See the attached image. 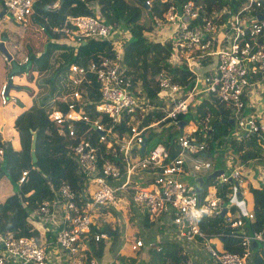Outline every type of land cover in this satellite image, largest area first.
I'll list each match as a JSON object with an SVG mask.
<instances>
[{"label":"built area","instance_id":"built-area-1","mask_svg":"<svg viewBox=\"0 0 264 264\" xmlns=\"http://www.w3.org/2000/svg\"><path fill=\"white\" fill-rule=\"evenodd\" d=\"M37 1L0 0V4L4 15L25 23L28 18H34ZM149 1L145 3L150 5ZM262 2L244 0L237 10L223 8L208 15L193 0H184L168 4L159 14L153 13L155 33L144 35L153 41L167 40L170 45L167 61L186 69L188 77L178 82L168 72H158L153 100L145 96L138 83L137 87L132 86L129 76L123 74L122 45L113 38L114 28L94 14L66 16L62 25L67 27L65 32L71 39L106 40L113 53L97 62L71 63L68 70L75 89L58 98L65 105L63 108H53L47 115L57 125V131L71 142L70 155L83 177V188L77 192L62 181L50 196L37 204L36 211L52 225L54 243L69 254L71 264H84L83 259L95 264L86 253L88 242L106 237L104 225L97 224L96 216L91 218L94 206L121 208L119 200L126 201V197L141 207L150 221L173 224L175 236L187 244L200 242L213 264H249L246 258L250 241L261 240V231L239 234L242 252L232 253L217 249L199 228V218L219 214L223 202L216 189L207 188L204 193L200 190L197 197L193 178L209 169L210 162L197 158L206 153V144L198 138V130L207 126L195 119V113L202 98L210 99L234 111L236 126L242 132L247 125L244 136L256 133L262 138L264 124L253 115L242 113L248 104L250 87L264 78V19L258 20L255 13ZM57 3L58 0H53L47 7H55ZM208 57L213 58L214 66L211 72L200 73L197 69ZM92 89L97 91V100L87 97ZM5 96L3 84L2 103ZM86 103L92 104V116ZM188 113L185 131L183 128L176 132L166 145L156 143L141 149L140 144L149 131L168 125L178 129L179 116ZM171 142L177 147L175 153L171 152ZM221 168L215 177L219 182L235 181L237 187L241 185L244 178L236 167ZM24 174L25 171L19 181ZM186 174L191 175L188 181L183 179ZM135 178L143 183H136ZM129 190H133L130 196ZM223 216L230 229H241L246 220L253 219L251 211L233 216L227 208ZM91 226L95 229L91 230ZM142 245L140 238H132L128 244L132 251ZM47 263L45 245L34 236L0 233V264Z\"/></svg>","mask_w":264,"mask_h":264},{"label":"trees","instance_id":"trees-1","mask_svg":"<svg viewBox=\"0 0 264 264\" xmlns=\"http://www.w3.org/2000/svg\"><path fill=\"white\" fill-rule=\"evenodd\" d=\"M101 6L98 14L102 21L109 24L112 28L124 25L129 33L127 38L121 40L122 55L121 65L123 74L128 75L132 86L137 87L144 92L145 96L153 100L156 91V84L153 77L161 71L172 74L175 81L183 82L187 77V70L182 67H173L168 61L170 45L168 41L158 42L146 38L145 31L150 29L140 21L141 8L145 7L146 0H99ZM184 0H150L149 21L153 13L159 14L161 9L170 3H180ZM196 4L208 5L214 0H194ZM220 7L225 6L229 9L237 10L244 0H217ZM53 0L45 2L38 0L35 6L34 19L43 25V30L50 35V25L61 26L67 15H93L94 10L91 6L93 0H60L56 8L47 7ZM264 2V1H263ZM262 2V4H263ZM262 4L256 8L255 13L262 14ZM219 7V8H220ZM146 8V7H145ZM51 21L47 26L46 21ZM57 43H49L46 49L39 54L28 52L25 56L28 66L25 69L19 67V72L25 73L29 80L36 74L37 90L34 92L32 104L23 109L15 116L13 126L19 137V149H13L8 142L0 140L2 148V159L0 165V175L8 176V179L15 186V192L6 196L0 201V233L9 231L15 236H34L38 238V231L31 227L26 221V215L29 209L36 208L37 204L45 197L51 195L53 190L62 181L68 184L77 192L83 188V177L76 168V165L70 155V141L64 138L58 131L57 125L48 120V112L55 107L57 102L55 98L72 92L75 87L69 82L67 77L68 67L71 63L85 64L87 61H99L101 58L110 57L113 53L110 50L111 45L106 40H93L80 45L75 54L70 55L65 60L53 58L51 60V51ZM92 46L103 48L101 52L88 56L87 52L92 51ZM16 74V73H13ZM12 74V76H13ZM95 89L96 83L91 80ZM264 83V78L262 80ZM29 91L30 88L28 87ZM92 89L87 93L89 100H97V91ZM264 93V92H263ZM210 101H201L196 108V118L201 123H207L205 140H212L209 146H215L216 142L226 141L233 143L235 140L231 137L230 119L231 110L223 104L212 103ZM63 103L57 104L58 108H63ZM91 103H86L85 107L90 109L92 116ZM243 113V111H242ZM95 115V114H94ZM184 120V115L179 116ZM224 120V121H223ZM222 121V122H221ZM235 121V119H234ZM36 132L34 143L35 161L30 160V140L32 132ZM123 131V127H122ZM177 132L174 126L168 125L157 131H149L146 134L145 149L156 143L168 144L171 137ZM152 139L148 144V140ZM242 143V142H240ZM246 145H250L240 154L241 160L246 158H255L264 150V133L259 137L256 133L249 135L245 140ZM25 171L23 180L19 181L22 172ZM242 178H245L243 176ZM231 183V182H230ZM217 183L205 182L204 189L209 185H215L216 194L224 202L227 197L224 195L226 184L228 182ZM249 210L253 215L252 220H246L240 229H230L225 222L224 216L216 214L214 216H202L199 218V228L207 236L217 238L221 242V251L232 253H241L243 246L239 234L250 235L254 231L264 233V185L251 181L247 182ZM25 202V205L22 203ZM233 206L229 210L233 213ZM248 208V206H247ZM235 211V210H234ZM243 215L239 209L236 210ZM145 219V217L143 218ZM147 222V221H146ZM145 222V223H146ZM151 222L147 223L150 224ZM108 226V224H106ZM109 227V226H108ZM95 227L91 226V230ZM110 229V228H109ZM240 229V230H239ZM239 230V231H238ZM48 231L45 232V235ZM111 243L114 244L118 239L117 228L111 230ZM88 258L93 256L99 259L104 247L103 240L96 242L89 241ZM257 243V242H256ZM186 242L178 239L175 234L171 237H165L161 242L149 248L148 259L138 264H204L207 258L200 257V261L190 259L189 252L184 251ZM251 250L247 256L249 264H264V241L255 246L249 245ZM119 264H136L134 258L119 256ZM84 264L86 261L83 259ZM209 262V260H208Z\"/></svg>","mask_w":264,"mask_h":264},{"label":"crops","instance_id":"crops-1","mask_svg":"<svg viewBox=\"0 0 264 264\" xmlns=\"http://www.w3.org/2000/svg\"><path fill=\"white\" fill-rule=\"evenodd\" d=\"M196 5H198V7H199V4H196ZM223 8L226 9L227 7L222 6V8L220 10H222ZM199 9H200V7H199ZM1 10H2V6L0 4V11ZM200 11L204 12L202 10H200ZM3 15H4V12H3ZM0 18H1V16H0ZM11 21L20 25L21 27H26L30 22H33V23H36L40 29L43 28L42 26L39 25V23H37L38 21H36L32 17L28 18V20L25 21V23H17L12 19H11ZM151 27H152V24H151ZM18 28H20V27H18ZM25 30H26V28H25ZM149 30H147L145 32H150ZM51 31L54 32L53 30H51ZM152 31H154V30L152 29ZM54 33L64 34L63 31L54 32ZM154 33H155V31H154ZM166 34H167V32H165V39H166ZM31 36H32V34H31ZM128 36H129V33H128ZM49 43L55 44L57 42H55V40H54V42H48L47 44H49ZM30 44H34L33 39L32 40L30 39ZM47 44L45 46H47ZM58 45H56V46L58 47ZM45 49H46V47H45ZM21 55H24V54L21 52L18 59H14V61L18 65V67H21V69H25L28 66V63L26 61H23ZM20 58H21V60H20ZM207 59H211V63H209L208 65H203V62ZM212 60H213V58H211V57L203 59L201 61L200 67L197 70L198 71L200 70L201 73L203 71L211 72V70L214 66V63ZM5 62H6V65L8 67V70L10 71L7 78L11 80L12 85L8 88L6 87L5 102L2 103L0 101V140L8 142L13 149L17 150V149H19L20 144H19L18 133L13 126V122H14L15 116L18 114V112H20L23 109H27L32 104L34 94H35L34 92H36V90H37V83H36V79H35L36 74L34 73L33 79L29 80L25 73L19 72V70H20L19 69L18 71H14L13 73H16V74L12 73L13 74V76H12V74H11V62L6 61V60H5ZM177 65H178V63L172 64L173 67L178 68ZM22 66H24V67H22ZM19 74L22 75L23 80L27 84H30V86L24 85V87H22L21 85L14 82V80H13L14 76L19 75ZM156 75L153 77L154 81H155ZM169 75L172 77V74L169 73ZM9 76H11V77H9ZM67 77L69 79V82L72 84V81L70 79L69 70L67 71ZM186 78H188V77H186ZM6 81L7 80L2 79L0 81V87L3 84L7 85ZM257 82H262V81H257ZM138 85H139V83H138ZM28 87L30 88V90L32 89V91H29ZM257 87L258 88L256 90H249V92L247 93L248 104L246 106H244L242 110H245L244 112L247 114L253 115L258 122L262 123L261 122L262 120L259 116L264 115V93L260 94L259 89H262L264 91V83L259 84ZM250 89H251V87H250ZM67 94H69V93H67ZM67 94H64V95H67ZM60 97L61 96L55 98V102H57V104H60L58 102V98H60ZM203 100L208 101L210 99L207 100L206 98H202L201 101L203 102ZM210 102H212V101H210ZM212 103H214V102H212ZM57 104L53 108H57ZM197 106H196V108H197ZM186 115L190 118L189 113L184 114V116H186ZM229 116L231 117V116H233V114L229 113ZM195 119L197 120L196 113H195ZM180 120H183V119H180ZM185 121L187 122V120L184 119V122ZM232 123H234V118L232 119ZM204 124L207 126V123H204ZM183 128H184V131H185V129H187L186 126H184V123L182 124L181 131ZM206 129H208V126L206 127ZM206 129L203 130V128L201 127V129L198 130V138L200 140H203L206 144V153H204L205 155L197 156V158L199 160L209 161L208 158H211V157L209 156L210 151L208 150V143L205 140ZM177 132H179V128L177 129ZM261 133H262V137H263V132H261ZM241 136H244V135L242 134ZM246 138H247V136H246ZM248 147L251 148L250 145H243V143H239V142L237 143L236 141H234L232 144L228 143L226 141L216 142V144L214 146L215 153H217V158H218L216 162H218V163H217V166H215L213 169L225 167V162H226L227 164H231V167H236L239 171L240 176H242V177L245 176V178L243 179V181L240 185V187H242V189H239V187H238L240 198H242V197L248 198L249 197L248 196V190L246 188L248 181H251L253 183L259 182V183L264 185V150L262 153L258 154V156H256L255 158H246L245 160H241V158H240L241 152L243 150H246ZM170 149H171L172 153H175L177 150V147H175V145L172 146V142H171ZM1 159H2V154L0 155V162H1ZM0 165H1V163H0ZM211 171L212 170L207 169V170L198 172L196 174V176H201L202 179L205 180L203 178V176H207ZM185 176H191V175L186 174ZM9 181L10 180L8 179V176H6L4 174L0 175V183L8 185V189L10 191V192L6 193L7 194L6 196L15 192V186L12 185ZM207 188H209L211 191L213 189H216L214 187V185H209V186H207ZM200 190L202 193L201 188H200ZM6 196H4L2 199H0V201H2ZM22 205H25V202H23ZM223 207H225V210L227 208V211L231 209L230 205L228 207L224 205ZM249 207H251V204L248 203V209L244 210V211L245 212L250 211ZM36 208H37V206H36ZM36 208L28 210L27 215H26V221L31 225V227L35 228L38 231V238L37 239L39 241L43 242L45 245V253H46V257H47V261H48L47 264H65L66 262L65 263L61 262L59 259V249L55 246V243L53 240L55 234H54V230H52V228H51L52 225L49 223L48 219L42 218L41 216L38 218L35 217L36 214H35L34 210H36ZM108 212L109 211L106 208H103V211H102L103 214L108 213ZM231 214L233 216L241 215V213L239 214L237 211H234V213H231ZM244 214L245 213L243 212V215ZM142 215H143L142 219L145 217V219L142 220V224L144 226H147V227L149 225L151 227H154L152 229L150 235H149V239L147 240V242L145 243L140 236L126 235L125 230L132 233V228L126 227V229H124V231L122 230V233L119 235L118 226L115 225L116 222H113V223L109 222L108 226H109L110 230H113V229L115 230L117 228L118 239H116V241L114 242L115 246L111 242L109 245L104 244V247L102 250V255L99 259L95 258L94 255L90 256L93 258L95 264H119V261H120L119 256H121V255L134 258L136 264H138L141 261L144 262L148 259L147 251L149 248L153 247L154 245H157L159 242H161V239L163 240L167 236L171 237L172 234H169V231L166 230L163 226L164 222H167V221H164L163 223H155L153 221H150L143 213H142ZM125 222H128V219H125L124 223ZM149 222H151V223L147 224ZM103 223L105 224V222H103ZM154 224H156V227L154 226ZM147 227H144V228H147ZM46 231H48V233L45 235ZM110 236L106 238L108 241L111 240ZM132 238H140L143 242V245L138 247L134 251L130 250L129 246H128V244ZM106 239H103L104 243H105ZM212 241H213V243L211 242L212 245H214L216 248H218V246H219L220 248H218V249H221V247H222L221 242L217 238H213ZM261 241H264V233L263 232H262V239L255 241V246L257 245V243L259 244ZM186 247L195 248L197 246H196V244L190 243V244H187ZM90 249L91 248H89L87 251H89ZM87 251H86V253H87ZM250 252H251V250L249 248L248 254H250ZM203 263L204 264H211L210 261L209 262L207 261V263L203 261ZM66 264H71V263L67 262ZM85 264H89V263L86 262Z\"/></svg>","mask_w":264,"mask_h":264},{"label":"rangeland","instance_id":"rangeland-1","mask_svg":"<svg viewBox=\"0 0 264 264\" xmlns=\"http://www.w3.org/2000/svg\"><path fill=\"white\" fill-rule=\"evenodd\" d=\"M43 1L48 2L50 0H43ZM219 5H220V3H218L217 0H214L212 3L208 4L207 6L200 3L199 7H200V10H202L206 14L210 15V14H214V13L218 12L222 8ZM91 6L93 7V10L95 13L94 15H96L97 17H100L98 14V9L101 6V2L99 0H93ZM145 7L141 8L140 21L144 22L145 25L149 24L150 25V30H149L150 33H154V31H152L153 28L151 27V24H152L151 16H150V21H149V15L150 14H149L148 9L151 6L149 5V3H146ZM261 10H262V14L264 15V2L262 4ZM67 16H71V15H67ZM64 20H65V18H64ZM46 23L48 26L51 24V21L47 20ZM18 27H20V28H18ZM25 28H26V30H25ZM50 28L54 32L63 31L64 34H57V33H54L51 31V34L48 35L43 30V28L40 29L38 27V25L36 23H33V22H30L26 27H21L20 25L11 21V18L7 14H5V15L1 14V18H0V36L3 35L5 37H8V40L5 42V47L7 48L8 52L11 54L13 59H18L21 52L24 54V56L28 52H33L35 54H39L40 52L44 51V49L46 47L45 45L48 42H54V40H55V42H57V44H59V45H58V47L55 46L52 49L51 61H53V58L60 59L63 61L65 59H67L70 55L75 54L77 52L78 47L88 41V40H76L75 38L71 39L70 34L65 32V30L68 31L67 27H65L63 25H61V26L50 25ZM112 32H113L112 33L113 38L116 39L118 42H120L123 38H126L128 36L127 29L122 24L117 26V27L115 26ZM31 34H32V36H31ZM30 39L31 40L33 39L34 44H30ZM103 48H97L95 46H92V51L89 50L87 52V54H88V56H91L94 53L98 55L101 52V50H103ZM20 60H21V58H20ZM209 63H211V59L205 60L203 62V65H208ZM22 67H24V66H22ZM9 72L10 71L8 70L6 62L3 59L2 55L0 54V81L2 79L8 80L7 77H8ZM199 72L201 73L200 70H199ZM13 80H14V82L21 85L22 87H24V85L30 86V84H27L23 80L21 74L15 75ZM261 83L262 82H257L255 85H252L250 90H256L258 88L257 86ZM263 92L264 91L262 89H259L260 94H262ZM244 111L245 110H243V115L245 113ZM231 113L234 114V111L231 110ZM259 117L262 120L261 122L264 124V115L259 116ZM184 119L188 120L189 117L186 115V116H184ZM230 132H231V137H233L237 143L242 142L243 145H246L245 144L246 136H241L242 130L238 126H236L235 121L230 126ZM151 141H152V139H149L148 144L151 143ZM207 143L212 144V140H208ZM208 150L210 151L209 156L211 157V158H208V160L210 162L209 169L213 170V168L215 166H217V163H218V162H216L218 159L217 153H215V149L213 146L212 147L209 146ZM30 159H31V157H30ZM225 168L229 170L231 168V164H225ZM141 177L143 178L146 176H141ZM203 178L206 179L205 180L206 182L208 181L211 183H217V185H221L219 180L215 177H211V178L207 179L206 176H203ZM183 179L185 181L189 180L188 176H184ZM9 182L13 185V183L11 181H9ZM135 182L139 183V184L143 183V181H141L140 179H136V178H135ZM226 185L227 186L225 188L224 195L227 197V199L223 202V206L225 205L228 207L229 205H234L233 206V213H234V210L236 211L237 209H239L241 212L245 213L244 210L248 209L247 206H248L249 199L246 197H242V198L238 199L237 195H236V188L234 187L233 183H228ZM214 187H215V185H214ZM238 187H239V189H242V187H240V186H238ZM201 189H202V193H204V192H206L207 187L204 189V186H202ZM8 192H10L8 189V185L0 183V199H2L4 196H6L7 195L6 193H8ZM132 193H133V190L128 191L129 196ZM119 202L121 204V208L115 209L114 206L108 205L106 207V209L109 212L104 213V214L102 213L103 208L101 205L94 206V208L91 210V218L93 217V215L96 216L97 217V224L101 227L104 225L103 222H105V224H109V222H112V223L116 222L115 225L118 226L119 235L122 233V230L124 231V229H126V227L132 228V233L125 230L126 235L140 236L142 238V240L146 243L147 240L149 239V235H150V233L154 227H151L150 225L147 227V226H144L142 224L143 215H142L141 207L134 204V202L131 201V198H129V197H126V201L119 200ZM34 212L36 214V216H35L36 218L40 217L36 210H34ZM125 219H128V222L124 223ZM154 226L156 227V224H154ZM163 226L166 230L169 231V234H172L174 236L175 226L173 224H170L168 222H164ZM144 227H147V228H144ZM212 240H213V238L209 237V241L213 243ZM161 241H162V239H161ZM110 242H111V240L108 241L106 239L104 244L109 245ZM55 246L59 249L60 261L64 262V263L65 262L69 263L70 259H71L69 254L66 253L65 251H63L60 246H58V245H55ZM114 246H115V244H114ZM196 246L197 247H195V248H192V247L188 248L186 246L184 247V251H187V249L191 250V252H189V255L191 256L190 259L200 261V259H198V258L206 257L207 261L209 260L212 264L213 260L209 258L208 254L205 251V248L202 246V244L200 242H198V244L196 243ZM218 248H220V247L218 246Z\"/></svg>","mask_w":264,"mask_h":264},{"label":"water","instance_id":"water-1","mask_svg":"<svg viewBox=\"0 0 264 264\" xmlns=\"http://www.w3.org/2000/svg\"><path fill=\"white\" fill-rule=\"evenodd\" d=\"M145 4V3H144ZM1 14H3V11L1 10L0 11V16ZM256 18L258 20H262L264 19V15L261 14V13H257L256 14ZM39 23L40 26H42V24L40 22H37ZM8 40V37H5V36H0V54L2 55V57H4V59L6 61H10L11 62V74L14 72V71H18L19 70V67L18 65L15 63L14 60H12V56L11 54L8 52L7 48L5 47V42ZM6 87H10L12 85L11 83V80L8 79L6 81ZM224 121V120H223ZM230 123L232 124V120L230 119L229 120ZM222 122V121H221ZM184 123V120H179L178 121V124H179V132H181V127H182V124ZM247 125L245 126V130H243L242 134L244 135L246 133V130H247ZM35 138H36V132H32V135H31V140H30V157H31V162H34L35 161V154H34V143H35ZM145 145V139L142 140L140 146H141V149L144 147ZM222 171V168H215L213 169L207 176L206 178H211V177H216L220 172ZM194 182L196 183L195 185V190L197 191V197L199 198V189L201 186H203L205 180L202 179L201 176H196L194 177ZM231 183H233L234 187L236 188V195H237V198L239 199L240 198V194H239V190L237 188V183L235 181H230ZM225 212V207H222L221 211L219 212V216H223ZM102 230L107 234V236H109V231L107 229L106 226H103L102 227ZM251 246H254L255 245V241L254 240H251Z\"/></svg>","mask_w":264,"mask_h":264},{"label":"clouds","instance_id":"clouds-1","mask_svg":"<svg viewBox=\"0 0 264 264\" xmlns=\"http://www.w3.org/2000/svg\"><path fill=\"white\" fill-rule=\"evenodd\" d=\"M59 1L60 0H58V3H57V5L55 6V7H51V8H56L58 5H59ZM146 4V3H145ZM65 18H66V16H65ZM42 27H43V25H42ZM159 42V41H158ZM5 44V43H4ZM4 58V57H3ZM24 58V57H23ZM168 59V58H167ZM12 60H14L13 58H12ZM49 120V119H48ZM145 144H146V138H145ZM145 146V145H144ZM196 177V176H195ZM194 179V178H193ZM206 180V179H205ZM206 182V181H205ZM204 182V183H205ZM68 183V182H67ZM203 186H205L204 184H203ZM202 187V186H201ZM200 187V188H201ZM199 191H200V189H199ZM224 215V214H223ZM104 226H106L107 227V229H108V231H109V236L111 235V230L109 229V227L106 225V224H104ZM109 236H107V234H106V237L105 238H103V239H106L107 237H109ZM103 239H100V240H103ZM99 241V240H98ZM96 242V241H95ZM187 244V243H186ZM89 248V247H88ZM195 256V255H194Z\"/></svg>","mask_w":264,"mask_h":264},{"label":"bare ground","instance_id":"bare-ground-1","mask_svg":"<svg viewBox=\"0 0 264 264\" xmlns=\"http://www.w3.org/2000/svg\"><path fill=\"white\" fill-rule=\"evenodd\" d=\"M69 43V42H68Z\"/></svg>","mask_w":264,"mask_h":264}]
</instances>
